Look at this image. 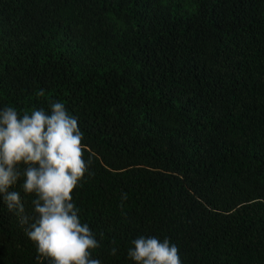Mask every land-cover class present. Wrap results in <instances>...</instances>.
<instances>
[{
  "label": "trees",
  "instance_id": "trees-1",
  "mask_svg": "<svg viewBox=\"0 0 264 264\" xmlns=\"http://www.w3.org/2000/svg\"><path fill=\"white\" fill-rule=\"evenodd\" d=\"M57 101L91 157L73 200L93 258L135 264L144 236L264 264V0H0V108ZM26 228L0 200V264H49Z\"/></svg>",
  "mask_w": 264,
  "mask_h": 264
},
{
  "label": "clouds",
  "instance_id": "clouds-1",
  "mask_svg": "<svg viewBox=\"0 0 264 264\" xmlns=\"http://www.w3.org/2000/svg\"><path fill=\"white\" fill-rule=\"evenodd\" d=\"M85 150L78 120L61 102H53L50 112L41 108L22 116L14 107L0 108V200L27 225L37 258L49 264H101L92 256L99 242L73 200L89 173ZM21 181L24 194L35 197L32 216L20 192L12 190ZM132 244L128 257L135 264H182L179 248L167 238L140 236Z\"/></svg>",
  "mask_w": 264,
  "mask_h": 264
}]
</instances>
